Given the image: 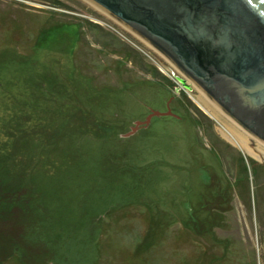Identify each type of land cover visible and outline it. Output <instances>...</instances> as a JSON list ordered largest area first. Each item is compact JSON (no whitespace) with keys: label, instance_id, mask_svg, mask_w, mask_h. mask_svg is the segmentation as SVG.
Returning <instances> with one entry per match:
<instances>
[{"label":"rangeland","instance_id":"obj_1","mask_svg":"<svg viewBox=\"0 0 264 264\" xmlns=\"http://www.w3.org/2000/svg\"><path fill=\"white\" fill-rule=\"evenodd\" d=\"M200 94L88 0H0V264H264V143Z\"/></svg>","mask_w":264,"mask_h":264},{"label":"water","instance_id":"obj_2","mask_svg":"<svg viewBox=\"0 0 264 264\" xmlns=\"http://www.w3.org/2000/svg\"><path fill=\"white\" fill-rule=\"evenodd\" d=\"M88 1L152 44L264 143V0ZM170 115L152 111L128 135L154 116Z\"/></svg>","mask_w":264,"mask_h":264},{"label":"bare ground","instance_id":"obj_3","mask_svg":"<svg viewBox=\"0 0 264 264\" xmlns=\"http://www.w3.org/2000/svg\"><path fill=\"white\" fill-rule=\"evenodd\" d=\"M198 102L200 106L210 115L214 116V118L222 121L224 127L220 134L223 135V137L230 141L232 144L242 147L243 149L247 150L251 154V149L249 148V140L251 138V135H249L247 132L242 131L238 126L237 123L233 120L231 122H227L224 116V112L218 107L217 104L213 103V101L206 95L200 94L198 96ZM224 113V114H223ZM226 115V114H225ZM254 138V137H253ZM254 140L257 142L259 148L261 149L260 145L262 144L260 140L254 138ZM253 155V154H252ZM256 158H259L257 155Z\"/></svg>","mask_w":264,"mask_h":264},{"label":"flooded vegetation","instance_id":"obj_4","mask_svg":"<svg viewBox=\"0 0 264 264\" xmlns=\"http://www.w3.org/2000/svg\"><path fill=\"white\" fill-rule=\"evenodd\" d=\"M251 135V134H250ZM252 140L254 141V139L252 138Z\"/></svg>","mask_w":264,"mask_h":264}]
</instances>
